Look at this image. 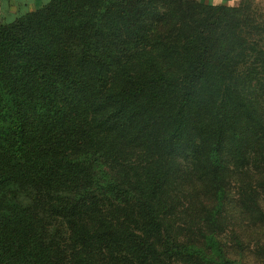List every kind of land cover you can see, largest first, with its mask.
<instances>
[{
	"label": "trees",
	"instance_id": "1",
	"mask_svg": "<svg viewBox=\"0 0 264 264\" xmlns=\"http://www.w3.org/2000/svg\"><path fill=\"white\" fill-rule=\"evenodd\" d=\"M231 171L264 186L263 19L49 0L0 24V264L202 259L205 241L173 235L167 190L209 180L218 214Z\"/></svg>",
	"mask_w": 264,
	"mask_h": 264
},
{
	"label": "rangeland",
	"instance_id": "2",
	"mask_svg": "<svg viewBox=\"0 0 264 264\" xmlns=\"http://www.w3.org/2000/svg\"><path fill=\"white\" fill-rule=\"evenodd\" d=\"M48 1L0 0V24L12 22ZM222 5H240L245 15L264 20V0H241L236 4ZM195 167L194 164L184 163L181 168L185 173L191 171L192 175ZM245 177L233 171L225 175L227 189L223 197L226 199V207L218 214L214 213L217 195L209 180L207 187L204 186V180L199 182L191 194L180 193L178 184L168 188V202L175 210L169 221L173 235L186 243L195 242L200 245L205 241L207 244L202 252L204 258L197 256L189 264H264V186H256L255 181L252 183ZM190 181L184 182L188 186L195 183V179ZM201 229L213 235L217 244L208 243L200 233Z\"/></svg>",
	"mask_w": 264,
	"mask_h": 264
},
{
	"label": "crops",
	"instance_id": "3",
	"mask_svg": "<svg viewBox=\"0 0 264 264\" xmlns=\"http://www.w3.org/2000/svg\"><path fill=\"white\" fill-rule=\"evenodd\" d=\"M198 1L209 4H236L241 0H198Z\"/></svg>",
	"mask_w": 264,
	"mask_h": 264
}]
</instances>
